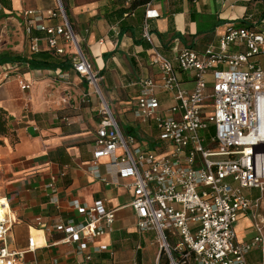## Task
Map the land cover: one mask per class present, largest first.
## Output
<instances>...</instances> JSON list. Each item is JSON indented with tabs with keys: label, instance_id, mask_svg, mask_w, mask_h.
<instances>
[{
	"label": "built area",
	"instance_id": "obj_1",
	"mask_svg": "<svg viewBox=\"0 0 264 264\" xmlns=\"http://www.w3.org/2000/svg\"><path fill=\"white\" fill-rule=\"evenodd\" d=\"M55 1L54 8L21 11L29 52L47 50L67 57L100 98L103 106L90 170L101 177L99 160L108 157L117 174L131 178L129 205L137 231L153 232L159 246L153 264H255L254 253L262 255L259 264H264V220H256L264 197V31L229 24L217 47L183 46L168 56L155 42L150 24L161 13L153 0L145 2L141 36L151 45L150 65L159 74L134 82L139 89L132 109L142 123H155L164 148L158 152L123 132L105 103L101 72L93 69L62 0ZM137 1L141 0H122L126 7ZM180 72L192 78L191 88L183 85ZM21 85L32 88L22 78ZM158 91L167 93L170 102L161 103ZM88 97L83 94V99ZM54 186L53 181L47 185ZM70 203L81 211L80 221L53 215L38 216L34 223L45 235L59 236L54 245H71L66 255L90 260L101 248L90 253L85 249L114 232L116 211L101 201L89 206L84 198ZM241 213L253 219L256 234L247 240L236 230ZM11 227L8 215L0 217V264H61L58 259L26 260L27 253L38 248L36 239L29 236L27 250L12 249Z\"/></svg>",
	"mask_w": 264,
	"mask_h": 264
},
{
	"label": "crops",
	"instance_id": "obj_2",
	"mask_svg": "<svg viewBox=\"0 0 264 264\" xmlns=\"http://www.w3.org/2000/svg\"><path fill=\"white\" fill-rule=\"evenodd\" d=\"M11 1L13 12L18 15L27 7L48 9L56 5L55 0ZM65 3L92 67L94 64L95 70L101 72V80H105L103 97L123 122V132L134 134L141 143L162 152L155 123H142L132 109L139 89L134 82L159 74L150 65L151 45L141 36L145 6H137L134 15L121 19L117 10L122 7V0H65ZM153 5L161 13L150 21L154 39L168 56L183 46L199 50L207 45L217 47L229 24L252 25L264 31V0H153ZM64 46L67 51L71 49L70 45ZM11 65L12 74L0 83V106L8 112L18 135L16 143L3 137L0 144V203L12 224L9 247L27 250L32 235L38 248L34 253L28 252L26 260L115 264L113 247L117 238L122 233L138 231L129 205L132 189L127 184L131 178L117 174L108 157L99 160L101 177L90 170L103 106L100 98L72 67L42 70L32 69L26 63ZM67 76L69 80L64 79ZM179 76L185 87H192L190 76L183 72ZM21 78L31 82L32 88L24 89ZM85 93L89 94L88 100L83 99ZM158 98L163 104L170 102L169 95L162 91H158ZM96 100L99 104L94 103ZM57 115L67 117L68 121H59ZM52 181L54 189L47 187ZM79 198H84L89 206L101 201L107 209L116 211L115 231L85 249L90 253L95 247L101 248L100 252H93L90 260L84 255H66L72 246L54 245L59 236L45 235L34 223L38 216L53 215L80 221L81 211L70 203ZM238 220L242 223L236 226L237 233L240 227L246 231L243 235L238 233L239 238L247 240L246 234L254 231L250 215L241 213ZM145 234H152L155 239L153 232L141 235ZM255 254L252 256L257 258Z\"/></svg>",
	"mask_w": 264,
	"mask_h": 264
},
{
	"label": "rangeland",
	"instance_id": "obj_3",
	"mask_svg": "<svg viewBox=\"0 0 264 264\" xmlns=\"http://www.w3.org/2000/svg\"><path fill=\"white\" fill-rule=\"evenodd\" d=\"M62 2L67 10L65 0H62ZM21 21L22 20L20 15H18L16 12H7L6 8H4L0 3V54L11 51L15 53H29V42L26 34L24 33V28L23 25H21ZM12 69V65L11 67H9L8 64L0 65V82H3L5 80L4 77L6 73H8L9 76L12 74ZM93 69H96V66L94 64ZM104 84L105 80H100L99 85L102 89V93L104 90ZM104 99L105 103L109 106L114 116L120 122V118L117 116L116 111H114V109L112 108V104L107 101L106 98ZM98 102L99 101L97 100L94 101V103L96 104H99ZM122 123L123 122H120V125L122 127V130L124 131ZM251 220L253 221L252 217ZM256 220H264V197L262 199V203L260 204ZM256 220H254V222ZM241 223L242 220H238L236 226L238 227ZM115 229L116 225L114 224V231ZM245 232L246 231L242 227L239 228V235H243L245 234ZM127 233L128 234L122 233L120 237L117 238V241L115 243L117 246L113 247V259L115 261V264H132L135 260H137L140 264L154 263L156 255L159 251V246L152 234H145L144 237L136 231ZM255 234V231L248 232L246 234V239L252 238ZM113 236L118 237L119 235L115 236V234H113ZM138 245H141L142 247L140 250L137 249ZM255 255L257 256V258L253 257L254 263L259 264L260 262H262V255L260 253H257Z\"/></svg>",
	"mask_w": 264,
	"mask_h": 264
},
{
	"label": "trees",
	"instance_id": "obj_4",
	"mask_svg": "<svg viewBox=\"0 0 264 264\" xmlns=\"http://www.w3.org/2000/svg\"><path fill=\"white\" fill-rule=\"evenodd\" d=\"M147 0H141L135 2L132 6L126 7L123 5L117 11L118 18L125 19L132 14H135L136 8L139 5H145ZM0 3L6 8L9 13H13L12 1L11 0H0ZM252 26V25H248ZM41 36L43 34H40ZM10 63L23 64L26 63L32 69H57L61 68L63 70L70 69L72 64L68 58L63 56H57L50 51L43 50L38 53H33L31 55L26 53H15L7 52L0 54V65ZM18 135L11 124V117L8 115V112L0 106V144L3 143L2 137H9L14 143L18 141ZM117 246L116 244L114 245ZM139 256V255H138ZM140 259V258H139Z\"/></svg>",
	"mask_w": 264,
	"mask_h": 264
},
{
	"label": "bare ground",
	"instance_id": "obj_5",
	"mask_svg": "<svg viewBox=\"0 0 264 264\" xmlns=\"http://www.w3.org/2000/svg\"><path fill=\"white\" fill-rule=\"evenodd\" d=\"M7 214L4 213L2 207H1V203H0V217L4 218Z\"/></svg>",
	"mask_w": 264,
	"mask_h": 264
}]
</instances>
